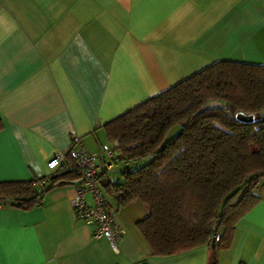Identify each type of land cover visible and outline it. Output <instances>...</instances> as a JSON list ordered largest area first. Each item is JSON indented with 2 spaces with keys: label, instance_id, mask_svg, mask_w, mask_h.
Returning <instances> with one entry per match:
<instances>
[{
  "label": "crops",
  "instance_id": "crops-1",
  "mask_svg": "<svg viewBox=\"0 0 264 264\" xmlns=\"http://www.w3.org/2000/svg\"><path fill=\"white\" fill-rule=\"evenodd\" d=\"M225 61L264 66V0H0V184L63 172L46 163L72 138L86 153L114 148L105 124ZM113 169L98 179L122 180ZM259 184L218 264H264ZM73 186L29 210L0 207V264H210L207 247L151 257L136 226L149 210L137 200L110 202L125 230L113 251L76 218Z\"/></svg>",
  "mask_w": 264,
  "mask_h": 264
},
{
  "label": "trees",
  "instance_id": "trees-1",
  "mask_svg": "<svg viewBox=\"0 0 264 264\" xmlns=\"http://www.w3.org/2000/svg\"><path fill=\"white\" fill-rule=\"evenodd\" d=\"M252 116V123L237 115ZM121 154L122 180H99L112 211L137 200V223L151 257L207 247L210 264L227 250L235 223L258 203L264 179V66L217 62L103 126ZM177 132L168 137L173 129ZM65 169L32 182L0 184V207L29 210L56 186L76 185L71 150Z\"/></svg>",
  "mask_w": 264,
  "mask_h": 264
},
{
  "label": "built area",
  "instance_id": "built-area-1",
  "mask_svg": "<svg viewBox=\"0 0 264 264\" xmlns=\"http://www.w3.org/2000/svg\"><path fill=\"white\" fill-rule=\"evenodd\" d=\"M68 150H71L75 168L80 171V182L73 186L70 196V205L75 216L94 228L92 239H105L113 251L117 252L125 230L117 223L114 213L107 208L106 197L99 187L98 171L100 168L112 169L121 154L113 149L86 153L77 137L71 139ZM67 151L54 153L46 163V170L50 173L64 170ZM87 195L91 197V207L86 205Z\"/></svg>",
  "mask_w": 264,
  "mask_h": 264
},
{
  "label": "rangeland",
  "instance_id": "rangeland-1",
  "mask_svg": "<svg viewBox=\"0 0 264 264\" xmlns=\"http://www.w3.org/2000/svg\"><path fill=\"white\" fill-rule=\"evenodd\" d=\"M177 130H178L177 128L171 130V131L168 133V137L174 135V134L177 132ZM106 147H107V149H113L112 146H106ZM118 163H119V162H118ZM118 163H116V164H118ZM115 167H116V168H115ZM118 174L120 175V170H119V168L115 165V166H114V169H113L111 172H109L110 178H111V179H112V178H116V176H118Z\"/></svg>",
  "mask_w": 264,
  "mask_h": 264
},
{
  "label": "water",
  "instance_id": "water-1",
  "mask_svg": "<svg viewBox=\"0 0 264 264\" xmlns=\"http://www.w3.org/2000/svg\"><path fill=\"white\" fill-rule=\"evenodd\" d=\"M236 120L238 122H244V123H252L253 122L252 121V116H246V115H243V114L237 115L236 116Z\"/></svg>",
  "mask_w": 264,
  "mask_h": 264
}]
</instances>
